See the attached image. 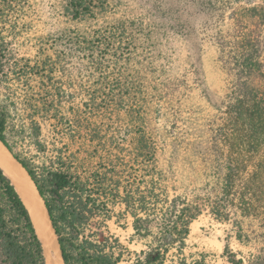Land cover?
I'll list each match as a JSON object with an SVG mask.
<instances>
[{"label":"trees","instance_id":"1","mask_svg":"<svg viewBox=\"0 0 264 264\" xmlns=\"http://www.w3.org/2000/svg\"><path fill=\"white\" fill-rule=\"evenodd\" d=\"M260 2L247 16L264 22ZM17 3L0 0V141L43 199L63 263L212 264L205 252L186 253L191 225L205 203L225 220L230 203L250 214L264 193V158L242 184L246 165H233L264 149V39L245 33L229 60L236 76L225 111L229 160L217 171L216 200L188 201L171 198L163 186L158 149L144 128L146 76L138 44L143 27L120 22L65 29L40 36L34 55H19L11 21ZM108 6V0H67L64 16L89 21ZM124 111L136 126L135 137L132 147L120 144L114 152L99 120ZM229 261L244 264L234 255ZM0 264H47L31 212L2 166Z\"/></svg>","mask_w":264,"mask_h":264},{"label":"rangeland","instance_id":"2","mask_svg":"<svg viewBox=\"0 0 264 264\" xmlns=\"http://www.w3.org/2000/svg\"><path fill=\"white\" fill-rule=\"evenodd\" d=\"M66 3L18 0L11 16L16 52L34 55L40 36L65 29L90 31L120 22L141 25L144 33L138 44L146 76L144 128L158 149V176L171 198L181 195L190 201L210 196L211 203L215 201L217 171L225 169L229 160L225 111L236 80L229 60L245 33L264 39V22L247 16L248 9L260 0H108L105 14L82 22L64 16ZM99 123L116 145L114 152L120 144L132 147L136 126L127 112L102 117ZM125 155L127 161L133 160L130 151ZM263 158L264 149L234 162L239 167L246 165L240 172L241 184ZM258 195L250 214L230 203L225 220L217 219L205 203L203 213L191 225L186 253L205 252L212 264H231L230 255L244 264H264V193ZM131 232H123V238ZM130 247L140 245L131 243Z\"/></svg>","mask_w":264,"mask_h":264},{"label":"bare ground","instance_id":"3","mask_svg":"<svg viewBox=\"0 0 264 264\" xmlns=\"http://www.w3.org/2000/svg\"><path fill=\"white\" fill-rule=\"evenodd\" d=\"M0 166H2L7 175L12 179L31 212L38 233L44 244L47 264H64L57 237L51 226L43 199L39 195L27 171L1 141Z\"/></svg>","mask_w":264,"mask_h":264}]
</instances>
